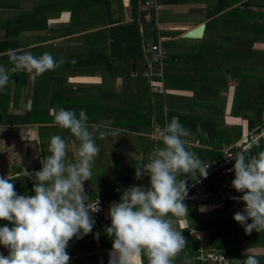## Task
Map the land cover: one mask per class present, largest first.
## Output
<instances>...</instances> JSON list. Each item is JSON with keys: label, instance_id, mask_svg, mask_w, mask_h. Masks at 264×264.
Returning a JSON list of instances; mask_svg holds the SVG:
<instances>
[{"label": "trees", "instance_id": "obj_1", "mask_svg": "<svg viewBox=\"0 0 264 264\" xmlns=\"http://www.w3.org/2000/svg\"><path fill=\"white\" fill-rule=\"evenodd\" d=\"M115 1V8L121 9V0H34L29 7L24 6V8H20L18 7L19 5L16 4L14 6V10L17 14L16 18L4 20L1 25L5 31L6 39L0 42V61L3 62L1 65L11 68L12 64L7 52L19 48V45L14 42L13 48L8 47L7 44L13 42L8 41V38L17 36L22 31H43L45 32L44 37L49 41L57 37H67L75 31H84L86 28L83 26L88 22H86L85 18L87 16L86 13L90 12V14L93 15L94 20L88 22L97 24L95 27L92 26L91 29H94L92 34L97 32L101 34V36L91 40L89 39L90 35L85 34L84 38L90 41L91 44L96 43L95 47H98L99 50L93 56L88 57V50L86 47L83 48L75 58V53L70 46L60 45L59 47L58 45V47L55 48V44L52 45V42L48 43L50 51H47L54 58L57 49L64 51L65 63L59 66L58 70L46 71L41 75L34 72L32 73L33 79L30 87L31 96L29 108L27 110V124L37 126V140L40 144L39 151L41 159L44 157L43 148L44 146L48 148L51 136L60 135L69 142L70 151L68 153V158L74 160V153L72 152V150H74L72 146L74 138L71 137L68 130L54 125L53 116L50 114V109L53 108L59 109L63 107L77 113L81 109L86 110L89 123L99 125L100 130L114 128L127 130L130 133L140 131L146 133L145 136L133 134L119 135L122 136L124 141H127L128 137L131 138V142L135 145L132 153L123 151V149H120L117 145L115 146V143L112 144L109 139L111 135L104 138H99V136L95 138L100 152L93 162V175L91 180L84 182V190L85 193L89 195L90 201L96 197L103 201L117 200L122 191L129 186L142 185L145 188L149 187V177L147 175L143 176L140 180L134 179L135 163L141 160L144 162L145 155L150 151L153 145V141L148 134L153 131L154 126H164L163 124L169 122L173 116L178 117L181 124L187 120L192 123L198 120L189 113L170 114L168 111H165L163 115L162 105L159 103L158 107H155V119L153 120L155 124L152 123L151 126L152 113L151 105H149L148 113L147 111L145 112V119H143L144 115L142 114L137 118H129L123 122L118 118H110V122L107 124L110 125V127L106 128L100 125V122L104 119L101 114V108L103 107L102 103H95L94 101L89 102L81 96L74 95L72 92L69 94H65L64 92L63 94L57 93L56 85H60L62 81L65 82L66 77L70 76V74L73 76H89L90 74L93 76L92 73H95L97 70L103 73L105 67L109 69L111 65L118 64L124 59L126 54L132 57L136 55L140 56L139 51L141 46L148 42L147 40L141 45L142 36L139 34L138 24L144 23V15L147 13L145 10L141 9L143 0H128L131 17L129 23H122L118 18L110 17L109 11L112 10L111 3ZM181 1L182 0H155V4H157L156 7H159V5L166 7L178 4ZM201 1L207 3L203 20L197 21L196 23L193 22V25L197 26L204 22L202 36L203 46L213 49V56L222 58L223 61H225L226 73L234 75L238 79L237 85L234 86L233 101L229 112V115L234 117V121L236 120L237 122L234 128H228L229 126L224 125L223 122H216L215 119L209 117L200 118V130L205 134H200L198 132L193 136H188L191 142H187L194 144L186 143V148L196 153L205 163H210L211 161L221 159V149L223 145L231 142V129L236 131L235 134L233 133V140L236 141L241 137L242 132L246 134L248 121L251 122V129L264 125V0H210L209 4L207 0H197L198 3ZM237 2L239 5L236 6L235 4ZM89 7L91 8L89 9ZM63 11L69 12V18L65 23L47 26L46 21L48 19L57 18ZM156 11L157 9L151 8L150 19L145 23L147 30L150 25L153 24L151 19L154 18L153 15H155ZM161 13L162 12H160V14ZM104 15L106 17L102 20ZM95 19H101L100 23ZM217 24L224 27L225 34L220 35V33H218L216 35L217 38L220 35V40H222H219L216 44H208L205 42V39L212 32L216 31ZM173 33L177 32L171 33L161 31V35L164 37H172L174 35ZM147 35L150 36L151 33ZM38 39L42 40L44 38L38 37ZM156 39L157 36L155 34V41ZM256 45H258V47ZM38 49H40L39 46H36L27 49L22 48V50L16 51L18 53L22 51L31 52ZM73 61H75V63H73ZM67 70L68 72L65 73ZM28 76V72L18 71L12 74L14 83L10 82L6 89L0 90L1 123L4 124V119L8 115V98L11 85L13 84L17 87L21 86L23 89L28 85ZM249 80H252L251 83L248 82ZM46 88H48V90H45ZM46 94H48V97H45ZM207 107L209 108L210 105H207ZM24 116L25 114L16 116L11 114V125L14 123L20 125L24 124ZM142 125L143 128L141 129L140 127ZM217 126L221 128H216ZM191 131L195 132L196 130L192 128ZM44 137L47 139H44ZM188 137L184 139L189 140ZM43 141L45 142L44 145L42 143ZM78 143L77 141V146ZM156 143L158 146H162L160 141ZM261 143L262 142H260L258 145L259 147L255 151L253 149L251 150L250 154L252 156L264 151V146ZM110 150L111 153L109 155L108 153ZM112 156H114V160L124 159L125 162L121 166L115 164L114 173L117 175L115 178L109 179L106 161ZM28 157L29 155L26 151L25 154L22 155L21 160H27ZM38 168L39 165L34 164L30 170L35 171ZM191 181L193 180H188V183ZM92 185H94L95 188L92 187ZM117 189H120V191H117ZM184 203L188 206L189 211L186 229L182 230V235L185 237L188 244L176 258L175 264H211L209 262H202L198 259V249L200 247H202L203 250L222 252L227 260L226 264H238V261L245 259V255L240 254L241 250L264 247V231L259 233L253 231L251 234H245L243 226L233 220L232 217L235 212L243 211L234 201H225L207 213L198 212L196 206L188 201H184ZM0 223H2L0 224L2 227L7 222L0 221ZM248 223H251V220H249ZM183 224L182 222V225ZM8 226H10V224ZM107 226H110V223L100 226L95 230L99 235V247L102 250L112 249L111 238L108 237L104 231ZM193 232H199L201 234V243L197 241ZM3 248L4 247L1 246L0 250ZM256 257L260 260V264H264V255ZM79 261L81 262L82 260ZM141 264H147L146 256L142 257Z\"/></svg>", "mask_w": 264, "mask_h": 264}, {"label": "clouds", "instance_id": "obj_2", "mask_svg": "<svg viewBox=\"0 0 264 264\" xmlns=\"http://www.w3.org/2000/svg\"><path fill=\"white\" fill-rule=\"evenodd\" d=\"M11 68L0 65V90L14 83L12 74L18 71L41 75L54 71L65 63L50 53L39 57L29 51L9 50ZM75 63V61H73ZM54 125L68 130L74 138V160L68 159L69 142L60 135L50 138L47 153L38 171L25 168L16 176H0V245L8 250L0 254V264H69V242L92 232L93 214L100 211L96 197L90 201L84 182L92 178L95 158L100 152L96 137L118 135V130H100L90 124L86 110L78 113L63 107L50 109ZM190 132L173 117L159 133L162 146L153 149L148 162L135 163L134 179L149 177V187L125 188L119 202L113 201L107 211L110 226L104 231L111 238L112 250L108 264H175L188 244L177 228V221L188 219V180L197 183L206 178L210 164L186 148L185 137ZM78 143V146L76 142ZM234 159V179L231 186L243 193L232 199L244 203L233 220L243 226L245 234L264 231V151L252 156L247 150L237 151ZM20 177L33 181L32 195H18L13 181ZM186 177V178H184ZM120 191V189H117ZM201 211L205 208L202 206ZM251 220V223L248 221ZM12 226L9 227L8 225ZM98 235V234H97ZM238 264H260L252 254L244 253Z\"/></svg>", "mask_w": 264, "mask_h": 264}, {"label": "crops", "instance_id": "obj_3", "mask_svg": "<svg viewBox=\"0 0 264 264\" xmlns=\"http://www.w3.org/2000/svg\"><path fill=\"white\" fill-rule=\"evenodd\" d=\"M8 1L10 0H0V7L2 8H0V42L6 39L5 31L1 26L2 23L4 22V20H11L13 18L15 19L17 15L15 10H12L14 9V6L11 3L8 5L9 7H7ZM32 1L34 2V0H28L27 2L31 3ZM180 3L189 4L190 1H187V3L181 1ZM16 4L19 5V3ZM25 4L26 3H24L23 6H25ZM115 4L116 1L111 3V8H114L113 12L117 14L115 18H118L122 23H129L131 17L129 12L128 0L120 1V4L122 5L121 9H116ZM171 6L173 5L166 6L165 8H170ZM159 14L160 12L155 13L158 19L160 18V20H155L154 15V18L151 19L153 24L150 25L148 30L146 29L145 23L150 19V16L147 17V15H144L146 16V19H144V23H139L138 25L139 34L142 36L141 45L143 44V42H146L147 40L149 41L151 38L153 41H155L156 34L157 39L155 42L158 41L162 47V59L160 67L161 73L159 75L160 77H156L154 75L152 78H149L145 76L147 65L144 58L143 46H141V49L139 51L141 59H138V55L132 57L131 55L126 54L124 59L118 64L111 65L109 69H106L105 67L103 73L97 70L95 71V73H92L93 76H91L90 74L89 76H73L70 74V76L66 77L65 82L62 81L60 85H56L57 93L63 94L64 92L65 94H69L70 92H72L74 95L81 96L83 99H86L89 102L94 101L95 103H102L103 107L101 108V114L103 115L104 119L100 122V125L106 128L110 127V125H107L110 122V118H118L123 122L124 120H128L129 118H137L140 114H142L144 115L143 119H145V112L147 111L148 113L149 105H151L152 113V121L150 122L151 126L153 120L155 119V107H158L159 103L162 105L163 115L165 111H168L170 114L189 113L198 119L194 123L188 120L182 123V125L189 130V136H193L198 132L200 134H205L200 130L199 119L208 117L214 119L210 117L211 113L208 115L203 114V112L208 109L211 110L212 116L219 115L222 111V119H215L216 122H223L224 125L229 126L228 128H234L237 122L236 120L234 121V117H231L229 115V112L233 101L234 86H236L238 82L237 77L226 73L225 61H223L222 58L214 57L213 49H209V47L203 46L202 38L199 40H182L183 38L180 37V34L177 35L178 37L174 35L172 37L162 36L161 30L155 27L156 23L158 24V21L159 23H161L165 19L164 14H160L161 17L159 16ZM86 15V22L94 20V17L92 14H90V12L86 13ZM68 18L69 12L63 11L57 18L48 19L46 21V24L47 26H54L58 23H65ZM102 18V20H104L105 16H103ZM99 20L100 19H98L97 21ZM191 24H188L190 25L189 27L187 25H179L175 27H177L178 30L187 27L185 29V31H187L195 27ZM91 28L82 32L75 31L67 37H57L50 41L47 40L46 37H44L45 32L43 31H22L19 33V35L8 38V41L13 42L8 43L7 46L13 48L12 46L17 43L19 45V48L15 50H22V48L27 49L36 46H39V48H41L42 46H46L48 45V43L52 42V45L55 44V48H57L58 45L59 47L60 45L70 46L75 53V58L83 48L87 47V56L91 57L96 54L99 48L95 47L96 43L91 44L90 41H87L84 38V35L89 34V39L91 40H94L96 39V37L101 36V34L97 32L92 34L94 32V29ZM148 33H151V35L148 36ZM38 37H43L44 39L39 40ZM163 38H168L169 42H166L165 44H163L164 42L161 43L160 40H162ZM59 42L62 43L58 44ZM45 52L48 53L47 50H36L34 51L33 55L39 57ZM63 52L64 51H61L60 49H57L55 51V59L57 61H59L61 58L64 59L65 55ZM2 63L3 62L0 61V65ZM56 70H58V68H56ZM67 72L68 70L65 73ZM153 72L155 73V66L153 67ZM32 79V73H29L27 81L28 85L25 86L24 89L31 87ZM21 89V86L17 87L12 84L9 90L7 116H10V121L11 114H13L14 116L25 114V112L29 108V101L31 96L30 90H28V94L24 92V94L20 95L18 99L16 98V92H19V90ZM45 97H48V94H46ZM27 102L28 106L26 105ZM19 104H21V106H19ZM207 105H210V107L208 108ZM199 108H203V110L200 111ZM172 118L169 120V122H163V125L165 126L166 123H170ZM164 126H158L160 131ZM217 127L221 128L220 126ZM36 128V125L27 123H24L22 125L14 123L13 125H11V122H9V124H7L6 117L4 119V124L0 122V176H16L21 172L23 168L31 172L32 170L30 169L34 164L39 165V168L35 171L41 169L42 165L40 163V151H38L37 158L33 156V144L34 142H36L38 137ZM140 128L142 129L143 125ZM192 128L196 131H191ZM114 130H118V135H111V137L109 138L110 142L112 144L115 143L114 145H117L120 149H123V151H128L130 153H132L135 148V145L130 140L131 138L128 137L127 141H124L122 136L119 135H146L144 131L130 133L127 130L122 129ZM231 131V142L223 145L221 151L225 147H232L237 145L245 135V132H242L241 137L238 140L234 141L233 136L236 131H234L233 129H231ZM151 133L152 132H150L148 135H150ZM188 139L189 140L185 139L186 142L190 141V137H188ZM187 144L194 143L187 142ZM261 144L264 146V142H262ZM19 145L24 146L22 155H24L27 151L29 155L27 160H21L22 155H19L18 153L20 149ZM258 147L259 146H257L253 150L255 151ZM43 150L47 153V148L45 146ZM110 153L111 150L108 154L110 155ZM17 154L19 156L18 158ZM14 156L15 159H13ZM253 156H255V154ZM113 157L114 156L109 157L110 159L106 161L109 179H113L117 175L114 173L115 164H119L121 166L125 162L124 159H116V161L113 159ZM13 183L18 195L33 194V181L29 180L28 178L20 177L18 180H14ZM92 187L95 188L94 185H92ZM233 191L234 192L232 195L234 197H240L241 195H243V193L237 192L235 189ZM231 201H234L241 210L244 209V203L242 201ZM181 222H183L184 224L182 225ZM11 226L12 225L10 224L9 227ZM177 226L178 228L185 227V221L178 220ZM97 234V231L92 230L91 233L83 236L82 238L76 239L74 237L69 242L67 248V252L71 257L69 264H108L109 252L112 249H100L99 235ZM1 246L2 245H0V247ZM245 252L255 256H263L264 247L244 249L240 251V254L244 255ZM0 254L7 255L8 250L6 248H3L2 250H0ZM79 260L82 261L80 262Z\"/></svg>", "mask_w": 264, "mask_h": 264}, {"label": "built area", "instance_id": "obj_4", "mask_svg": "<svg viewBox=\"0 0 264 264\" xmlns=\"http://www.w3.org/2000/svg\"><path fill=\"white\" fill-rule=\"evenodd\" d=\"M142 7L147 12V17L150 16L151 8L158 9L155 0H143ZM160 7V6H159ZM144 58L147 65L145 76L152 78L154 75L160 74L161 59H162V47L157 41H153L152 38L143 45ZM155 66V73L153 67ZM158 68V70H157ZM160 129L158 126H154L152 133L149 135L153 141V145L150 151L145 155L144 163L148 162V157L152 153L153 149L158 146L156 143L159 141ZM260 142H264V125L251 129L246 132L240 142L232 147H225L221 153V159L218 161H211L208 168V175L206 178H200V181H191L189 184L188 197L185 201L190 202L196 206V209L200 213H207L218 207L222 203L228 200H234L233 190L231 181L234 179V172L228 171L233 168L234 159L229 157L234 155L237 151L247 150L250 154L251 150L256 148ZM116 191V190H115ZM120 198V197H119ZM95 199L91 200L94 201ZM100 211L94 213L95 225L92 230H96L98 227L109 224L110 219L107 216V211L110 204L113 201L119 202V199L112 201H103L99 199ZM205 210L201 211V207ZM199 243L202 242V237L199 232H193ZM198 259L202 262H209L211 264H226L227 260L222 252L214 250H203L202 247L198 249Z\"/></svg>", "mask_w": 264, "mask_h": 264}, {"label": "rangeland", "instance_id": "obj_5", "mask_svg": "<svg viewBox=\"0 0 264 264\" xmlns=\"http://www.w3.org/2000/svg\"><path fill=\"white\" fill-rule=\"evenodd\" d=\"M25 1L26 0H10V1H8L7 7H9L8 5L10 3L13 6H15L16 3H19L18 7H20V8H24L23 5H24V3H26L25 6L29 7L31 5V3L27 2L28 0L26 2ZM37 1H42V0H37ZM182 1H184V3H187V1H190V3H189L190 5L189 4H182L180 2H179L180 4H175V5L171 6L170 8H165V7L159 5L160 7H158L156 12H163L162 14H164L165 19L161 23H159V21H158V24L156 23L155 27H157L159 30L164 31V32L165 31L166 32H171V33L172 32H177V33H173L175 36H177L179 34L181 35L182 33H184V31H185V29L187 27L184 28V29L178 30L177 27H175V26H179V25H185L186 26L187 25L189 27L190 25H188V24H191L193 22L196 23L197 21L199 22V21L203 20L204 10H205V7L207 5L206 2L201 1V2L198 3L197 0H182ZM207 2L209 4L210 0H207ZM194 3H196V4H194ZM235 5L236 6L239 5V3L237 2ZM90 8L91 7H89V9ZM142 9H144V7H142ZM12 10L14 11V9H12ZM252 10H255V9H252ZM113 11H114V8L111 11H109V13H110L109 15H110L111 18H115L117 16V14L114 13ZM150 16H151V14H150ZM144 19H146V16H144ZM106 20H107V18H106ZM155 20H160V18L158 19V17L155 15ZM100 21H101V19L98 21V23H100ZM193 24H191V25H193ZM96 25L97 24H95L94 22L93 23H88L87 22V24L85 26H83V27L86 28L84 30H87V29H90L92 26L95 27ZM224 31H225L224 27H221V26H219L217 24L216 25V31H214L210 35H208V37L205 39V42H207L208 44H211V43L212 44H216V43H218V41L220 40V35L221 34H223V35L225 34ZM218 33H220V35L217 38L216 35ZM33 41H36V40H33ZM160 42L161 43L164 42L163 44H165L166 42H169V41H168V38L167 39L163 38L162 40H160ZM61 43L62 42H59L58 44H61ZM256 46L258 47V45H256ZM39 50H48V51H50V46L49 45L42 46L40 49H38V51ZM31 53H34V51H31ZM138 57H137L138 59H141V56H138ZM159 75L160 74H158L156 77H160ZM251 81L252 80H249L248 82L251 83ZM28 90H30V87H28L26 89L23 88V89L19 90V92H16L17 93L16 94V98L18 99L20 95L24 94V92H26L28 94ZM45 90H48V88H46ZM26 105L28 106V102H27ZM19 106H21V104H19ZM202 110H203V108L200 109V111H202ZM203 114H207V115L210 114V117H212L214 119H222V116H223V112L222 111H221V113L219 115L212 116V112L209 109L204 111ZM216 128H218V127H216ZM44 139H47V138L44 137ZM42 143H43V145L45 144L44 141ZM21 146L19 145V147H20V149L18 151L19 155H22V152H23V149H24L23 148L24 146L23 145H21ZM33 148H34V155L33 156L35 158H37L38 157V151L40 150V144L38 143V140H36V142H34ZM69 151H70V148L68 149V153H69ZM72 152L74 153V150H72ZM43 154L45 155L46 153L43 152ZM18 157L19 156L17 154V158ZM70 157H72V156H70ZM13 159H15V156L13 157ZM68 159L71 160L70 158H68ZM181 224H182V222H181Z\"/></svg>", "mask_w": 264, "mask_h": 264}, {"label": "water", "instance_id": "obj_6", "mask_svg": "<svg viewBox=\"0 0 264 264\" xmlns=\"http://www.w3.org/2000/svg\"><path fill=\"white\" fill-rule=\"evenodd\" d=\"M203 31H204V24L200 23L194 28H191L190 30L185 31L180 35L181 38L183 39H193V40H199L203 36ZM28 121V112H25V118H24V123L26 124ZM10 122V116H6V123L9 124ZM247 132L251 130V123L250 121L247 122Z\"/></svg>", "mask_w": 264, "mask_h": 264}]
</instances>
